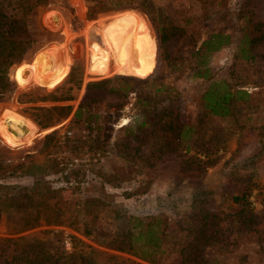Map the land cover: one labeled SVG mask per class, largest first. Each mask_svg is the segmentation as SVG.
Segmentation results:
<instances>
[{
    "label": "rangeland",
    "instance_id": "374dc122",
    "mask_svg": "<svg viewBox=\"0 0 264 264\" xmlns=\"http://www.w3.org/2000/svg\"><path fill=\"white\" fill-rule=\"evenodd\" d=\"M18 1L0 9L14 16ZM60 1L28 16L36 44L0 95V264H153L115 248L142 227L135 218L160 215L180 237V217L206 211L221 219L196 259L182 262L171 239L161 264H264V0H119L101 12ZM208 89L232 93L227 114ZM38 178L52 206L16 232L3 186Z\"/></svg>",
    "mask_w": 264,
    "mask_h": 264
},
{
    "label": "trees",
    "instance_id": "16d2710c",
    "mask_svg": "<svg viewBox=\"0 0 264 264\" xmlns=\"http://www.w3.org/2000/svg\"><path fill=\"white\" fill-rule=\"evenodd\" d=\"M56 1L19 0V10L14 16L3 13L0 9V82H3L5 79V83L0 86V95L4 96L6 93L13 92L15 82L12 80L11 70L24 58L27 51L32 48L34 44H36L35 39H33L27 31L29 23L28 16L35 7L55 3ZM91 1H93V3L97 6L99 12L102 10L109 11L121 9L119 6V0ZM60 2L63 3L64 0ZM137 6L143 9H150V6L146 4L145 0L138 2ZM154 23L155 25L157 24L155 20ZM171 37L172 35L168 34L166 31L159 34L161 48L164 47L165 43L170 40ZM254 40L256 41L258 38H254L253 41ZM206 41L205 43H210L212 40L209 39ZM251 58H254L253 54ZM207 73L208 72L205 71L200 72L197 75L206 76ZM109 82L112 81L105 79L99 82H90L88 86L107 87L106 85ZM108 90L114 93L119 91L114 86H109ZM204 96L207 99H210L209 105L211 106L212 111L220 115L228 113L229 106L227 105V102L230 101L232 96L230 91L216 96L212 90L208 89L204 93ZM6 97L9 98L10 95L5 96L4 98ZM70 108V106H64L62 107V110L67 111ZM39 123L43 125L41 120H39ZM3 188L7 189V192L2 196L7 204V215L12 212L20 215L18 219L19 224L14 227V230L16 232H22L40 225V219L44 216L42 211L49 209L52 206V193H54L55 189L52 188L50 182L48 180L38 178L32 186L5 185ZM240 199L241 196H235V200ZM183 217L181 216V219L178 221L181 232L180 237L171 234L169 223H167L166 227H163V218L160 215L150 216L145 219L135 218L138 223L140 222L142 227L135 230L131 229L130 239L126 242L127 244L125 246H115V248L150 263L161 264L167 250L164 244L168 243L170 245L171 243L168 241L173 239L171 242H174L173 244H178V246H176L175 253H179L181 255L182 262L190 263L194 260L197 248L202 240L208 239L205 235L206 233L204 228L211 224L212 220H220L221 218L209 211H206L201 215H194L193 219H189L191 215H185ZM45 219L48 223H62L59 219L52 220L48 217ZM252 219L253 215H246L245 222ZM146 222L147 224L145 225ZM185 223H190L191 225L182 226ZM84 234L89 236L91 232L86 230L84 231ZM134 240H136V243L141 244L139 246L136 245ZM79 241L82 242L81 240Z\"/></svg>",
    "mask_w": 264,
    "mask_h": 264
},
{
    "label": "water",
    "instance_id": "95a60500",
    "mask_svg": "<svg viewBox=\"0 0 264 264\" xmlns=\"http://www.w3.org/2000/svg\"><path fill=\"white\" fill-rule=\"evenodd\" d=\"M53 22H55V18H53ZM27 74H28V71L25 72V75H27Z\"/></svg>",
    "mask_w": 264,
    "mask_h": 264
}]
</instances>
